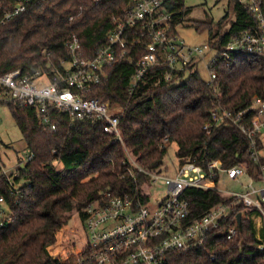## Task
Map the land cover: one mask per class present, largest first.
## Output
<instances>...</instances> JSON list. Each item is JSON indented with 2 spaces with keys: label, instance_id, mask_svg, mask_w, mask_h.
I'll use <instances>...</instances> for the list:
<instances>
[{
  "label": "trees",
  "instance_id": "16d2710c",
  "mask_svg": "<svg viewBox=\"0 0 264 264\" xmlns=\"http://www.w3.org/2000/svg\"><path fill=\"white\" fill-rule=\"evenodd\" d=\"M188 0H171L166 8L172 14L173 32L189 23L206 34L217 53L227 42L243 33L255 32L259 20L239 0H227L219 20H198L191 16ZM221 0H217L219 2ZM129 0H33L27 10L0 30V76L15 69L24 72L51 71L61 60L71 58L67 44L76 35L87 56L93 57L108 44V33L116 28ZM264 16V0L261 5ZM127 59L106 70L99 84L87 96L123 108L119 130L123 142L104 131L99 119L73 120L51 109L56 129L47 127L32 107L9 110L19 126L33 158L15 183L23 181L21 193L13 191L0 170V198L7 211L0 215V264H67L51 253L59 233L75 213L84 223L86 207L96 200L115 196L149 202L143 184L151 177L129 160L128 154L147 172L163 173L169 145L177 143L178 166L194 162L205 170L220 160L221 165L239 163L259 179L264 165L253 160L255 149L240 126L232 120L213 124L212 112L226 108L237 113L249 107L253 97H264V55L232 53L215 67L213 82L203 79L199 61L175 70L167 79L169 65L151 68L132 85L137 62L146 53L142 41L127 39ZM207 124H211L205 128ZM257 150L264 148L256 135ZM3 154L10 148L1 139ZM168 172V170H167ZM170 174V173H166ZM187 222L193 223L210 209L225 204L229 218L212 229L204 242L189 251L171 253V264H264V249L256 237L254 210L242 201L217 190L188 188ZM241 214V222L238 215ZM230 227L236 235L228 238ZM214 257V258H213Z\"/></svg>",
  "mask_w": 264,
  "mask_h": 264
},
{
  "label": "built area",
  "instance_id": "2783aa9c",
  "mask_svg": "<svg viewBox=\"0 0 264 264\" xmlns=\"http://www.w3.org/2000/svg\"><path fill=\"white\" fill-rule=\"evenodd\" d=\"M33 0H0V30L13 18L25 12ZM99 2L100 0H92ZM171 0H129L124 14L116 18V28L108 33V44L93 56H87L80 39L74 35L67 47L69 60H61L60 68L49 64L51 71L36 70L24 72L15 69L0 76V111L3 106L32 107L41 115L42 122L56 129L53 122V109L62 111L73 120L99 119L104 122V131L123 142L119 130L122 117L121 106H111L90 98L87 93L106 76V68L117 61L127 59V39L132 38L145 44L146 53L137 62L132 85L137 83L151 68L169 65L167 79L175 70H183L194 61L202 62L210 73V82L217 78L215 67L221 59H230L232 53L248 52L264 55V16L261 8L263 0H239L259 20L255 32H247L230 39L221 52H215L209 42L189 44L179 33L173 32L172 14L166 3ZM106 78V77H105ZM213 124L232 120L238 124L251 140L253 160L260 162L261 151L257 150L256 135H264V97H253L246 109L233 113L226 108L212 112ZM211 124H207L205 128ZM1 145V141H0ZM0 150V170L11 183L13 191L21 193L23 181L15 183L21 173L20 167L33 158L28 154L25 160H18L7 169ZM129 160L140 171L146 172L152 181L163 180L168 187L167 196L155 209L140 200L115 196L109 200H96L86 207L87 217L84 230L87 242L82 249L69 257L67 264H171L170 254L189 251L202 244L208 233L220 226L222 220L229 218L231 208L219 204L193 223L187 222L189 200L185 198L188 188L217 190L220 160L211 162L205 170L194 162H186L174 174L147 172L128 154ZM260 180L263 186L255 187L252 181L246 192H228L254 210L252 215L256 237L264 249V165ZM230 179L239 180L242 175H250L248 170L237 165L226 169ZM259 194L260 198L254 195ZM4 199L0 198V204ZM0 207V215L6 213ZM236 228L230 227L228 238L236 235ZM214 258V257H213ZM185 264V263H183Z\"/></svg>",
  "mask_w": 264,
  "mask_h": 264
},
{
  "label": "rangeland",
  "instance_id": "374dc122",
  "mask_svg": "<svg viewBox=\"0 0 264 264\" xmlns=\"http://www.w3.org/2000/svg\"><path fill=\"white\" fill-rule=\"evenodd\" d=\"M227 0H188L187 5L193 6V12L191 16L198 20H205L211 18L219 20L227 9ZM179 35L182 36L189 44H202L206 42L207 35L198 33L195 28L189 23H184L178 28ZM200 75L205 80H210V73L205 65L199 63ZM0 139L10 146L8 150H5L3 155L4 163L7 169H11L17 164L18 160H25L29 154L27 143L23 137V134L17 125L15 119L9 108L3 106L0 111ZM264 142V135L262 136ZM178 145L177 143H171L169 145L167 156L165 157V164L163 167V173L174 174L177 170L178 159L176 156ZM264 155V148L261 150ZM239 163L234 164L237 166ZM233 167L231 165H221L218 169V183L217 186L220 190L228 192H246V187L253 181L255 187L260 188L263 183L260 179H251L249 176L242 175L239 180L230 179L226 173V169ZM168 170V172H167ZM143 192L149 197L147 203L150 209H155L158 203L167 196L168 187L163 180L146 182L143 184ZM255 198H260L259 194L254 195ZM264 204V202H263ZM87 242L84 225L77 213L69 220L67 227H65L58 235L57 243L51 248V253L60 257L62 262H66L70 256H72L76 250L82 249Z\"/></svg>",
  "mask_w": 264,
  "mask_h": 264
},
{
  "label": "water",
  "instance_id": "95a60500",
  "mask_svg": "<svg viewBox=\"0 0 264 264\" xmlns=\"http://www.w3.org/2000/svg\"><path fill=\"white\" fill-rule=\"evenodd\" d=\"M21 166L24 167L25 165L22 164ZM238 221L241 222V214L238 215Z\"/></svg>",
  "mask_w": 264,
  "mask_h": 264
}]
</instances>
